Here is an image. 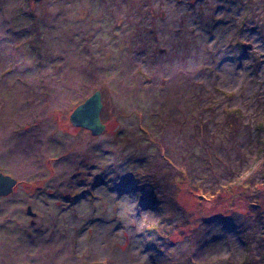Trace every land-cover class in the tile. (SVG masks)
<instances>
[{
    "label": "rangeland",
    "instance_id": "rangeland-1",
    "mask_svg": "<svg viewBox=\"0 0 264 264\" xmlns=\"http://www.w3.org/2000/svg\"><path fill=\"white\" fill-rule=\"evenodd\" d=\"M0 171V264H264V0H0Z\"/></svg>",
    "mask_w": 264,
    "mask_h": 264
},
{
    "label": "water",
    "instance_id": "water-1",
    "mask_svg": "<svg viewBox=\"0 0 264 264\" xmlns=\"http://www.w3.org/2000/svg\"><path fill=\"white\" fill-rule=\"evenodd\" d=\"M101 105V95L96 90L73 109L69 115L70 122L88 129L92 134H98L104 129L99 115ZM15 181V178L0 171V196L9 194ZM27 213L32 214L30 207H28Z\"/></svg>",
    "mask_w": 264,
    "mask_h": 264
},
{
    "label": "trees",
    "instance_id": "trees-1",
    "mask_svg": "<svg viewBox=\"0 0 264 264\" xmlns=\"http://www.w3.org/2000/svg\"><path fill=\"white\" fill-rule=\"evenodd\" d=\"M144 182H147V181H144ZM149 183H150V181H149ZM146 184V183H145ZM148 185V184H147ZM221 186H223L222 184H220ZM226 186V185H225ZM218 190H220L219 188H217ZM149 193H148V199H150V201L152 202V206L154 207V208H157L158 206H160L159 204L161 203V198H159V195H156L153 191H148ZM203 197H209V195H207V193H206V195L203 193ZM199 198V197H198ZM201 201H204V202H206V200H204V198L203 199H201V198H199ZM252 202V201H251ZM251 206H258V203H254V202H252L251 203ZM263 214H261V216H262ZM205 219V218H204ZM207 220V219H206ZM205 220V221H206ZM232 225H234V226H236L235 224H231V226ZM233 226V227H234ZM236 227H239L238 225L236 226ZM235 230H236V228H235ZM238 230V229H237ZM152 231H153V234H157L158 233V227H156V228H154V229H152ZM240 242L241 243H243L244 242V239L242 238L241 240H240Z\"/></svg>",
    "mask_w": 264,
    "mask_h": 264
}]
</instances>
